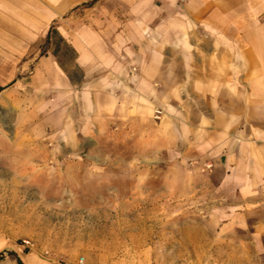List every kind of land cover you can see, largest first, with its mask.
<instances>
[{"label": "crops", "instance_id": "1", "mask_svg": "<svg viewBox=\"0 0 264 264\" xmlns=\"http://www.w3.org/2000/svg\"><path fill=\"white\" fill-rule=\"evenodd\" d=\"M245 4L0 0V91L44 97L50 128L75 122L84 137H105L115 122L154 123L161 134L150 152L162 153L166 129L174 147L186 142L172 130L188 145L197 139L196 149L211 137L236 138L224 143L236 149V208L263 234L264 33L255 18L246 23ZM6 252L0 264H39L18 245Z\"/></svg>", "mask_w": 264, "mask_h": 264}, {"label": "rangeland", "instance_id": "2", "mask_svg": "<svg viewBox=\"0 0 264 264\" xmlns=\"http://www.w3.org/2000/svg\"><path fill=\"white\" fill-rule=\"evenodd\" d=\"M263 2L246 0L245 17L264 33ZM31 95L0 91V259L18 245L39 264H264V233L236 208V149L224 144L236 138L200 151L175 130L186 145H170L166 129L150 152L161 126L84 137L75 122L50 128V106Z\"/></svg>", "mask_w": 264, "mask_h": 264}, {"label": "built area", "instance_id": "3", "mask_svg": "<svg viewBox=\"0 0 264 264\" xmlns=\"http://www.w3.org/2000/svg\"><path fill=\"white\" fill-rule=\"evenodd\" d=\"M156 118H158V117H156ZM23 244H28V242L27 241H23Z\"/></svg>", "mask_w": 264, "mask_h": 264}, {"label": "trees", "instance_id": "4", "mask_svg": "<svg viewBox=\"0 0 264 264\" xmlns=\"http://www.w3.org/2000/svg\"><path fill=\"white\" fill-rule=\"evenodd\" d=\"M27 253V251H25ZM18 262L20 263V261L18 260Z\"/></svg>", "mask_w": 264, "mask_h": 264}]
</instances>
